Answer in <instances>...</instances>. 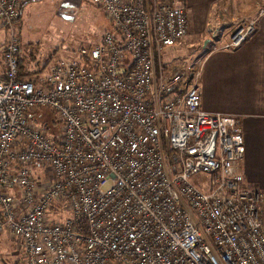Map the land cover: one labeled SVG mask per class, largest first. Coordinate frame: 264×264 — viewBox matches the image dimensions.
<instances>
[{
    "label": "built area",
    "instance_id": "1",
    "mask_svg": "<svg viewBox=\"0 0 264 264\" xmlns=\"http://www.w3.org/2000/svg\"><path fill=\"white\" fill-rule=\"evenodd\" d=\"M22 1L0 0V238L24 244L18 264H264V192L238 170L237 113L203 109L184 74H156L190 29L183 1L95 0L117 30L19 79ZM237 22L223 47L255 27ZM47 104L55 135L30 116Z\"/></svg>",
    "mask_w": 264,
    "mask_h": 264
},
{
    "label": "crops",
    "instance_id": "2",
    "mask_svg": "<svg viewBox=\"0 0 264 264\" xmlns=\"http://www.w3.org/2000/svg\"><path fill=\"white\" fill-rule=\"evenodd\" d=\"M183 3L189 14V34L208 36L197 78L201 107L212 112L237 113L246 146L238 170L244 175V183L264 192V0H183ZM242 17L254 19L253 31L238 46L223 47ZM0 22V31L6 32L0 37L3 54L8 31L1 19ZM21 47L18 55L26 58ZM4 61H0V78L6 73ZM30 116L41 119L32 112ZM42 171L40 167L33 168L34 175ZM261 207L264 209V200ZM3 235L10 238L7 232Z\"/></svg>",
    "mask_w": 264,
    "mask_h": 264
},
{
    "label": "rangeland",
    "instance_id": "3",
    "mask_svg": "<svg viewBox=\"0 0 264 264\" xmlns=\"http://www.w3.org/2000/svg\"><path fill=\"white\" fill-rule=\"evenodd\" d=\"M104 8L95 0H30L27 2L14 23L19 43L22 45L21 49L27 56L22 68L25 71L40 69L37 79L57 59L77 57L78 49L82 45L91 47L100 43L102 35L107 30H117ZM5 33L0 31V37ZM207 39L208 36L190 35L188 31L179 42L163 48V54L155 56L156 74L160 72L169 75L172 72H179L184 74L187 83H197L200 60L207 50L203 48ZM1 46L0 44V61H4ZM32 115L41 118L39 120L36 118L35 122L38 127H43L44 124V130L49 132L48 134L55 135L62 130V121L56 117L55 111L49 104L37 106ZM197 178L198 176L195 177ZM67 213L68 210L64 209L54 216L63 218ZM24 247V244L16 237L11 239L2 235L0 264H18L24 259Z\"/></svg>",
    "mask_w": 264,
    "mask_h": 264
},
{
    "label": "trees",
    "instance_id": "4",
    "mask_svg": "<svg viewBox=\"0 0 264 264\" xmlns=\"http://www.w3.org/2000/svg\"><path fill=\"white\" fill-rule=\"evenodd\" d=\"M30 0H24V1H22V3L20 4V10H19V12H18V15L20 14V11H22L23 10V7H24V5L27 3V2H29ZM18 18V17H17ZM17 56H18V68H20V70H19V73L17 74V77L19 78V79H21V78H23V79H35L36 78V76H37V73L40 71V69L39 70H33V71H28V70H26L25 71V69L24 68H22V65H24V62H25V58H23V56H21V55H18L17 54ZM44 125V124H43Z\"/></svg>",
    "mask_w": 264,
    "mask_h": 264
}]
</instances>
